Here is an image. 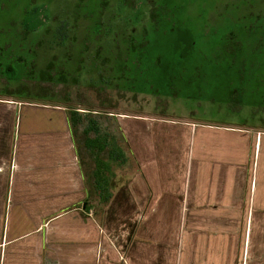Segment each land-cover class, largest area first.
I'll return each mask as SVG.
<instances>
[{
  "label": "crops",
  "instance_id": "1",
  "mask_svg": "<svg viewBox=\"0 0 264 264\" xmlns=\"http://www.w3.org/2000/svg\"><path fill=\"white\" fill-rule=\"evenodd\" d=\"M70 117L0 101V264H264V124L117 115L134 168L107 200Z\"/></svg>",
  "mask_w": 264,
  "mask_h": 264
},
{
  "label": "rangeland",
  "instance_id": "2",
  "mask_svg": "<svg viewBox=\"0 0 264 264\" xmlns=\"http://www.w3.org/2000/svg\"><path fill=\"white\" fill-rule=\"evenodd\" d=\"M255 2L0 0V101L78 111L76 145L93 183L99 169L109 175L107 197L134 168L117 115L264 124V7ZM91 119L99 133L86 135ZM96 135L100 144L86 145ZM101 144L125 163L100 159ZM98 193L82 214L97 219Z\"/></svg>",
  "mask_w": 264,
  "mask_h": 264
},
{
  "label": "trees",
  "instance_id": "3",
  "mask_svg": "<svg viewBox=\"0 0 264 264\" xmlns=\"http://www.w3.org/2000/svg\"><path fill=\"white\" fill-rule=\"evenodd\" d=\"M70 119L72 121V124H76L77 125L79 122L82 121L83 117L81 115H79L78 111L72 110L71 111V117H70ZM91 120L94 123V119H91ZM90 128H93L94 129L95 134H98L99 133V128L94 123L92 127H87V128L84 129V133L86 135L88 134ZM98 136L99 135H96V139L95 140H92L91 138H86V141H85L86 145L90 146L91 145V142H94L92 145H94V144L95 145L100 144L99 143V137ZM101 145H99V146L103 147V149L100 150V153H102L105 150V146H106L105 144H101ZM99 157H100V159H103L104 161L105 160H115V159L116 160H119V161H122L123 160L122 158H117L116 157V152L115 151L114 152H110L107 155L106 154L104 155V153H102V154L99 155ZM100 164L103 165L104 163L101 162ZM96 177L98 178V181H97L98 182V188H102L104 190V186H105V182L106 181L103 178V175L101 173V169H99L98 171H96ZM101 182H103V183H101ZM110 196H111V194L108 195L107 200L110 199Z\"/></svg>",
  "mask_w": 264,
  "mask_h": 264
},
{
  "label": "flooded vegetation",
  "instance_id": "4",
  "mask_svg": "<svg viewBox=\"0 0 264 264\" xmlns=\"http://www.w3.org/2000/svg\"><path fill=\"white\" fill-rule=\"evenodd\" d=\"M255 1H256L255 3H258L255 6H258V5L262 6L263 5V7H264V0H255Z\"/></svg>",
  "mask_w": 264,
  "mask_h": 264
}]
</instances>
